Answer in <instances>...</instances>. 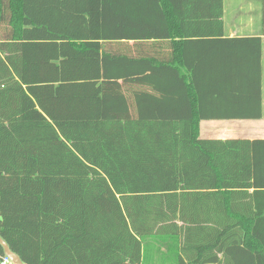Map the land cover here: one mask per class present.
<instances>
[{"label": "trees", "instance_id": "trees-1", "mask_svg": "<svg viewBox=\"0 0 264 264\" xmlns=\"http://www.w3.org/2000/svg\"><path fill=\"white\" fill-rule=\"evenodd\" d=\"M178 2L180 37L249 45V83L261 84L260 36L222 38L223 0L210 10ZM123 20L122 0L86 11L69 0H0V238L23 264H146L164 237L177 240L174 264H264V199L220 191L235 182L226 170L244 140L199 138L196 77L172 65L181 105L160 111L164 64L120 43L155 29L132 36ZM209 20L207 31L189 26ZM187 50L183 41L190 69ZM137 84L147 89L133 92Z\"/></svg>", "mask_w": 264, "mask_h": 264}, {"label": "crops", "instance_id": "crops-1", "mask_svg": "<svg viewBox=\"0 0 264 264\" xmlns=\"http://www.w3.org/2000/svg\"><path fill=\"white\" fill-rule=\"evenodd\" d=\"M114 1V0H112ZM207 1V2H206ZM70 5L84 8L92 7L93 0H69ZM202 2L207 10L212 8V0H194ZM206 3V5H205ZM124 20L121 26L127 34H145L149 28L155 29L154 38H128L120 43L126 45L129 56L153 55L164 65L158 89L165 99L160 105L163 113L177 108L178 93L184 89L174 79L169 65L177 67L180 74L191 79L193 74L197 84H190L189 93L195 116L199 113L198 136L203 139L244 140V149H238L235 165L226 170V177L235 179L233 186L220 188L227 199H264V34L262 31L263 0H223V36L261 37V84L249 83L252 79L254 54L248 51L249 45H243L238 51L230 49L219 35L180 37L178 20L174 11L181 10L178 0H122ZM126 14V16H125ZM161 14V15H160ZM98 24V23H97ZM213 21L191 23L195 29L204 30L213 27ZM82 26V24H75ZM95 26V25H94ZM98 26V25H97ZM111 26L116 25L114 22ZM139 29V30H137ZM192 30L189 32H197ZM197 34V33H196ZM188 45L187 69L181 62V43ZM154 45V46H151ZM172 72V73H170ZM170 74L171 76H169ZM170 77V79H168ZM198 89L199 95L196 93ZM131 90H146V85H132ZM131 113H136L135 95H128ZM200 98V99H199ZM181 105V104H180ZM261 191V192H260ZM260 192L259 196L254 195ZM226 199V198H225Z\"/></svg>", "mask_w": 264, "mask_h": 264}, {"label": "rangeland", "instance_id": "rangeland-1", "mask_svg": "<svg viewBox=\"0 0 264 264\" xmlns=\"http://www.w3.org/2000/svg\"><path fill=\"white\" fill-rule=\"evenodd\" d=\"M154 246L148 247L145 255L148 256L146 264H174V258L177 249V240L175 238L164 237L155 239ZM151 244V243H150ZM156 244L158 248L156 249Z\"/></svg>", "mask_w": 264, "mask_h": 264}, {"label": "water", "instance_id": "water-1", "mask_svg": "<svg viewBox=\"0 0 264 264\" xmlns=\"http://www.w3.org/2000/svg\"><path fill=\"white\" fill-rule=\"evenodd\" d=\"M0 244L3 246L4 254L9 260H11L14 264H23L19 256L15 254L13 251H11L7 243L1 238H0Z\"/></svg>", "mask_w": 264, "mask_h": 264}, {"label": "built area", "instance_id": "built-area-1", "mask_svg": "<svg viewBox=\"0 0 264 264\" xmlns=\"http://www.w3.org/2000/svg\"><path fill=\"white\" fill-rule=\"evenodd\" d=\"M0 264H14V263L8 258H5L3 261L0 262Z\"/></svg>", "mask_w": 264, "mask_h": 264}]
</instances>
